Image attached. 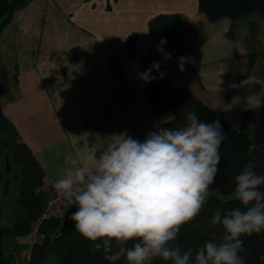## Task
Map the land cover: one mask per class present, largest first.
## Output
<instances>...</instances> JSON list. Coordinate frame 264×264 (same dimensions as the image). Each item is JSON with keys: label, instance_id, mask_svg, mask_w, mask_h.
Wrapping results in <instances>:
<instances>
[{"label": "crops", "instance_id": "0c3cea01", "mask_svg": "<svg viewBox=\"0 0 264 264\" xmlns=\"http://www.w3.org/2000/svg\"><path fill=\"white\" fill-rule=\"evenodd\" d=\"M160 15L188 31L184 71L166 44L152 40V22ZM132 33L137 50L129 53ZM76 46L88 55L72 61L69 53ZM112 57L124 79L114 74ZM145 57L236 129L245 109L264 102V86H239L249 75L264 79V17L258 13L213 22L199 10L198 0H26L15 6L0 29V78L7 89L0 104L12 132L10 149L25 141L43 167L39 192L46 200L64 174L66 154L99 153L124 132L142 141L172 117V111L158 116L147 96L149 82L138 75L146 71ZM14 174L19 186V172ZM12 185L6 177L0 188L4 197ZM18 200L16 195L9 204L10 214L3 207L2 224L12 226L24 213Z\"/></svg>", "mask_w": 264, "mask_h": 264}, {"label": "clouds", "instance_id": "9594fccd", "mask_svg": "<svg viewBox=\"0 0 264 264\" xmlns=\"http://www.w3.org/2000/svg\"><path fill=\"white\" fill-rule=\"evenodd\" d=\"M165 43L161 38L160 45ZM186 59L178 58L180 71ZM153 71L163 78L158 62L139 78L151 82ZM252 85L264 86V79L249 75L239 84ZM115 137L99 153L66 154L64 174L53 184L74 202L69 219L92 242L91 251H102L111 264L122 258L126 264H153L157 258L170 264H246L242 237L264 232V175L253 160L234 177V198L242 207L216 208L209 221L222 227V240L197 247L194 259L193 249L184 251L177 242L180 227L207 204L219 172L225 140L219 120L206 123L189 112L185 125L157 127L142 141L127 132Z\"/></svg>", "mask_w": 264, "mask_h": 264}, {"label": "trees", "instance_id": "16d2710c", "mask_svg": "<svg viewBox=\"0 0 264 264\" xmlns=\"http://www.w3.org/2000/svg\"><path fill=\"white\" fill-rule=\"evenodd\" d=\"M25 1L14 0L13 9ZM198 7L213 22L222 16L235 20L249 13H258L264 17V0H198ZM5 23L0 26V29ZM161 38L166 40L165 44L172 56L188 58L189 34L182 28L180 22L165 15L156 17L152 22V40L156 43L160 42ZM135 43L136 33H132L127 42L129 53L137 50ZM87 55L86 50L76 46L71 49L69 58L74 61ZM153 63L151 59L144 58L143 64L146 71ZM111 66L114 74L124 79V70L115 57L111 58ZM152 76L155 79L149 82L146 93L156 114L161 116L167 111H172L173 114L170 119L163 121V128L175 129L183 126L186 124L187 114L195 112L198 118L206 123L219 120L225 133V140L220 147L219 172L215 183L210 186L208 202L193 220L180 227L177 238V242L184 251L193 249L194 259L197 247L209 240L216 242L222 240L224 234L222 227L212 226L209 223L215 209L230 210L242 207L234 197L221 196L234 191V177L241 172L249 160H253L256 164L255 171L264 175V102L257 107L245 109L242 112L240 128L236 129L207 106L186 85L173 84L164 76L161 78L156 71L152 72ZM4 80L0 78V82L6 87ZM5 132H9L8 137H4ZM11 135L9 123L0 104V188L6 182L1 162L4 151L10 149ZM253 145L255 148L249 154L248 149ZM10 159L20 175L18 202L24 213L15 219L12 226L3 225L0 220V264H13L12 258L6 255L3 236L28 235L32 222L42 214L47 201L39 192L45 183V172L30 145L23 140L16 142ZM261 190L264 191V188ZM2 210L3 206L0 203V215ZM62 220L63 217L43 221L41 230L45 233V239L41 242H33L30 257L25 264H44L45 260L50 257L54 258L53 264H111L104 258L102 251L90 250L92 242L85 239L76 228L61 234ZM242 239L245 251L241 255L246 264H264V232L243 236ZM115 264H126V261L122 258ZM153 264H170V262L157 258Z\"/></svg>", "mask_w": 264, "mask_h": 264}, {"label": "rangeland", "instance_id": "374dc122", "mask_svg": "<svg viewBox=\"0 0 264 264\" xmlns=\"http://www.w3.org/2000/svg\"><path fill=\"white\" fill-rule=\"evenodd\" d=\"M8 136H9V132H5L4 137H8ZM5 151L2 156L1 167L4 172V175L12 179L13 185L10 188L9 195L7 197H4L0 191V203L4 207V212L6 211L8 214H10L11 210L13 209V206L9 208V204L14 201L16 195H18L19 197L20 186H17V180L14 174L16 172L15 166L13 162H11V159H10L12 150L7 149V151L6 152ZM7 157L9 158L8 164L6 161ZM17 173H18V170H17ZM230 197H234V195L231 194L229 196H225L224 198H230ZM0 220H1V215H0ZM2 240H3V246L6 249L5 250L6 255L12 258V263L13 264H25L27 261L25 257L28 254L30 243H32L30 236L29 235L14 236L12 234H8V235H4ZM53 259L54 258L52 257L47 258L44 264H53L54 262Z\"/></svg>", "mask_w": 264, "mask_h": 264}, {"label": "built area", "instance_id": "2783aa9c", "mask_svg": "<svg viewBox=\"0 0 264 264\" xmlns=\"http://www.w3.org/2000/svg\"><path fill=\"white\" fill-rule=\"evenodd\" d=\"M74 202L65 199L57 191L53 193L46 201L42 214L32 222L29 236L33 242H41L45 239V233L41 230L43 221L49 219L61 218L66 209L72 206Z\"/></svg>", "mask_w": 264, "mask_h": 264}, {"label": "water", "instance_id": "95a60500", "mask_svg": "<svg viewBox=\"0 0 264 264\" xmlns=\"http://www.w3.org/2000/svg\"><path fill=\"white\" fill-rule=\"evenodd\" d=\"M13 7H14V0H0V26L8 20ZM6 91H7L6 87L4 86L2 82H0V94L3 95L6 93ZM6 161L8 164L9 163L8 157L6 158ZM75 210H76V206L75 204H73L65 211V214H64V217L61 223V228H60L61 234L69 232L75 228L74 227L75 222L69 219V216Z\"/></svg>", "mask_w": 264, "mask_h": 264}]
</instances>
